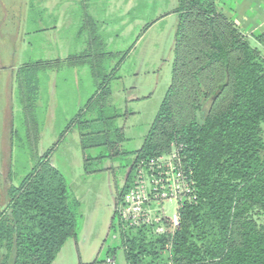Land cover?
I'll return each mask as SVG.
<instances>
[{"label":"trees","instance_id":"obj_1","mask_svg":"<svg viewBox=\"0 0 264 264\" xmlns=\"http://www.w3.org/2000/svg\"><path fill=\"white\" fill-rule=\"evenodd\" d=\"M173 13L171 81L115 204L131 184L135 162L158 156L161 145L178 149L196 197L179 210L173 232L124 229L119 247L127 264H264V31L250 39L215 0H176ZM28 67L19 69L26 79L20 83L33 94L39 68ZM100 90L94 118L71 120L87 175L104 160L120 163L127 155L120 114L104 104L109 86ZM50 152L17 184L0 173V264H51L77 236L80 201Z\"/></svg>","mask_w":264,"mask_h":264},{"label":"rangeland","instance_id":"obj_2","mask_svg":"<svg viewBox=\"0 0 264 264\" xmlns=\"http://www.w3.org/2000/svg\"><path fill=\"white\" fill-rule=\"evenodd\" d=\"M175 4L176 0H0L1 178L10 183L11 176L19 183L50 148L49 161L80 200L77 241L89 261L107 255L101 243L108 234L104 243L114 245L110 253L115 264H126L118 246L120 227L115 231L108 226L112 216L116 221V190L123 186L133 153L143 143L171 81ZM25 66L39 68L37 84L31 82L33 94L20 83L26 80L19 71ZM103 84L110 90L104 99L107 112L120 114V148L127 155L120 163L104 160L98 172L87 175L71 120L78 114L94 118ZM159 150L162 166L173 164L183 173L176 147L161 145ZM108 166L112 172L104 170ZM168 178L179 184L173 194L151 203L161 218L178 214L196 197L194 188L191 197L183 195L178 202L184 188L173 170ZM148 228L149 235L157 234L154 226ZM168 229L173 232L175 227ZM72 251L67 245L63 252Z\"/></svg>","mask_w":264,"mask_h":264},{"label":"built area","instance_id":"obj_3","mask_svg":"<svg viewBox=\"0 0 264 264\" xmlns=\"http://www.w3.org/2000/svg\"><path fill=\"white\" fill-rule=\"evenodd\" d=\"M171 170H173L174 175L178 174L180 185L184 188V190L178 192L179 198H181L178 202L182 201L183 195L189 197L193 195L194 183L187 180L179 167L177 169V166L173 164H169L167 168L162 166L159 156L138 160L135 162L134 170L131 173V184L123 192L117 205L115 204V224L118 225L115 226V231L117 227H120L119 230L122 231L128 228L136 229L141 226H154V232L158 235L168 231L167 226H163V224L166 225L165 220L168 217L161 218L160 212L155 213L151 208V203L155 198L160 200V196L172 195L176 185H179L168 178V172ZM185 190L186 192L183 194ZM169 220L172 222L171 226L176 228L179 223V213H174ZM107 263L113 264V257H109Z\"/></svg>","mask_w":264,"mask_h":264},{"label":"crops","instance_id":"obj_4","mask_svg":"<svg viewBox=\"0 0 264 264\" xmlns=\"http://www.w3.org/2000/svg\"><path fill=\"white\" fill-rule=\"evenodd\" d=\"M215 4L217 9L220 10L226 18L236 23L239 30L243 34L247 35L250 39L254 40V37L257 34L264 31V0H215ZM75 197L79 200L76 195ZM113 217L114 216L111 217V221L113 220ZM110 224L108 226V230L110 229ZM79 232L80 225L77 230L76 238L68 239L64 242L62 248L58 251L56 257L54 258L51 264H108L106 259L108 255L103 253L101 255H98L97 258L93 261H89V259L85 257L86 249L85 251H83L77 241L79 237ZM106 236H108V234L105 235V238L102 240L101 243L102 251L104 249L108 250V248L114 247V245L109 244L110 242L106 244L104 243ZM100 238V235H98L97 240L100 241ZM67 245L73 246L75 253L73 251L69 252L68 254L66 252H63ZM110 257H113V264H115V255L111 254Z\"/></svg>","mask_w":264,"mask_h":264}]
</instances>
